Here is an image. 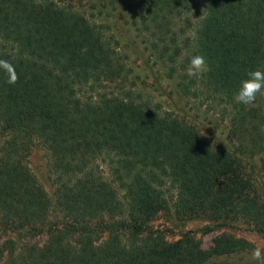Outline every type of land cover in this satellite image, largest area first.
I'll list each match as a JSON object with an SVG mask.
<instances>
[{
	"label": "trees",
	"instance_id": "1",
	"mask_svg": "<svg viewBox=\"0 0 264 264\" xmlns=\"http://www.w3.org/2000/svg\"><path fill=\"white\" fill-rule=\"evenodd\" d=\"M0 59L18 74L0 68V231L25 237L2 241L1 264H237L224 260L253 249L229 233L211 249L190 232L168 242L150 223L171 208L205 233L241 222L264 237V94L234 99L264 70V0H0ZM192 99L227 121L231 146L190 122ZM36 144L54 201L27 165Z\"/></svg>",
	"mask_w": 264,
	"mask_h": 264
},
{
	"label": "rangeland",
	"instance_id": "2",
	"mask_svg": "<svg viewBox=\"0 0 264 264\" xmlns=\"http://www.w3.org/2000/svg\"><path fill=\"white\" fill-rule=\"evenodd\" d=\"M177 22L179 24L182 23L179 20H177ZM117 34L121 42H127V40H129L128 35L125 39L124 35L121 33L117 32ZM123 45L125 44L123 43ZM125 50L129 55L130 63L134 69L133 71L135 72L134 74L137 76V78L139 77L137 79V83L140 85V88L146 90V92H155V90H153L155 87V80L153 76L154 71L147 69V65L145 64L144 59L141 58L140 54L136 51V47L132 45L125 46ZM200 101L192 99L189 106L188 104H183L185 105L186 115L191 118L190 122L198 126L206 139L214 146H222L223 148L231 146L232 142L227 136V121H223L221 117H219L217 111H213L209 109V106L203 104L204 106H202L200 111H197L198 113H196L194 111L195 109L190 107V105L194 107V104H200ZM2 142L3 136L0 133V145ZM27 165L37 180L38 185L42 187L49 198L54 201V188L48 178L47 158L45 151L38 144L33 147L31 154L28 157ZM210 224L211 223L205 218L180 221L178 218L176 219V215L172 208L159 213L150 223L153 229L161 230L165 233V238L168 242L173 243L179 240L184 233L190 232L200 239L202 248L204 249H211L214 238L222 233H229L235 235L236 237L244 238L253 244V249L249 250V252L237 254L235 256L229 257L228 259L226 258L224 262H233L237 264H257V262L252 259V253L256 247H260L262 250H264V237L261 234L257 233L248 225L241 222L232 224L230 226L217 227L209 233L202 231V228L210 226ZM9 237H14L18 244L24 240L22 238H25H20L19 236L13 234H1L0 231V244ZM27 239L28 238H26L25 241ZM30 240L31 242L43 244L47 240V235L42 234L35 236Z\"/></svg>",
	"mask_w": 264,
	"mask_h": 264
},
{
	"label": "clouds",
	"instance_id": "3",
	"mask_svg": "<svg viewBox=\"0 0 264 264\" xmlns=\"http://www.w3.org/2000/svg\"><path fill=\"white\" fill-rule=\"evenodd\" d=\"M0 68L8 74V83L15 84L18 80V74L14 65L9 61L0 59ZM206 57L203 55H194L191 57L187 68L189 77H200L209 71ZM264 94V70L256 69L247 74V78L241 81L240 87L234 95L237 103L248 106L256 102L258 95ZM252 259L257 264H264V250L256 247L252 253Z\"/></svg>",
	"mask_w": 264,
	"mask_h": 264
}]
</instances>
